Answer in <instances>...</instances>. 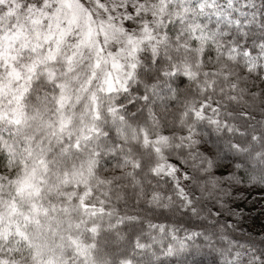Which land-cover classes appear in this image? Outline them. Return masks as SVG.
Segmentation results:
<instances>
[{
  "label": "snow or ice",
  "instance_id": "1",
  "mask_svg": "<svg viewBox=\"0 0 264 264\" xmlns=\"http://www.w3.org/2000/svg\"><path fill=\"white\" fill-rule=\"evenodd\" d=\"M245 191L264 0H0V264H264Z\"/></svg>",
  "mask_w": 264,
  "mask_h": 264
},
{
  "label": "trees",
  "instance_id": "2",
  "mask_svg": "<svg viewBox=\"0 0 264 264\" xmlns=\"http://www.w3.org/2000/svg\"><path fill=\"white\" fill-rule=\"evenodd\" d=\"M243 195L247 197L243 201H238L240 203V207L245 209L246 219L243 222L244 230L253 232V234L259 232L261 229V225L264 224V215L259 214L260 204L256 203L255 206L251 203L254 197L259 195L258 192L252 191L250 194L249 192H243ZM237 237H239V233H237ZM243 242V241H241ZM205 264H210L212 257L205 251L201 257Z\"/></svg>",
  "mask_w": 264,
  "mask_h": 264
}]
</instances>
